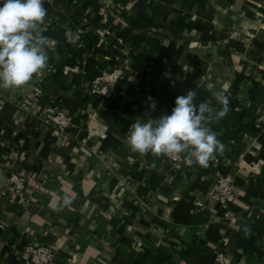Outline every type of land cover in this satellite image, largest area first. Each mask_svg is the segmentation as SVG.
<instances>
[{
	"label": "crops",
	"instance_id": "crops-1",
	"mask_svg": "<svg viewBox=\"0 0 264 264\" xmlns=\"http://www.w3.org/2000/svg\"><path fill=\"white\" fill-rule=\"evenodd\" d=\"M44 6L48 69L0 88V264H31V242L54 246L56 264H216L218 252L264 264V0ZM115 69L117 93L93 92L92 79ZM189 90L216 110L213 94L228 97V114L210 125L223 154L178 170L133 153L130 126L171 114ZM48 104L71 118L65 139L39 119ZM10 172L31 179L23 202L6 193ZM226 174L230 216L208 194ZM65 193L71 206L54 211Z\"/></svg>",
	"mask_w": 264,
	"mask_h": 264
},
{
	"label": "clouds",
	"instance_id": "clouds-1",
	"mask_svg": "<svg viewBox=\"0 0 264 264\" xmlns=\"http://www.w3.org/2000/svg\"><path fill=\"white\" fill-rule=\"evenodd\" d=\"M44 5L45 0H3L0 4V88L20 89L48 69L49 52L55 46L44 35L48 16ZM213 95L220 110L207 101L197 105L196 92L189 90L176 98L171 114L136 120L125 138L130 150L141 157H167L173 162L182 159L187 166L208 167L225 149L210 125L229 112L228 97L223 92ZM73 200L65 193L53 210L62 211Z\"/></svg>",
	"mask_w": 264,
	"mask_h": 264
},
{
	"label": "built area",
	"instance_id": "built-area-1",
	"mask_svg": "<svg viewBox=\"0 0 264 264\" xmlns=\"http://www.w3.org/2000/svg\"><path fill=\"white\" fill-rule=\"evenodd\" d=\"M121 71H103L99 76L92 79V91L101 94L105 98H111L117 93V83L120 80ZM35 91L40 93L39 88ZM40 121L47 126H53L57 130L60 139L66 138V131L71 127V118L68 113L56 104H48L43 108ZM176 169L183 168V160L173 162ZM31 179L20 175L17 172H10L5 183L6 193L10 198L17 201H24L27 189V182ZM209 196L224 205L225 216H230L228 206L235 200L236 183L232 175L226 174L219 176L211 185ZM29 256L31 264H56V250L54 246L41 243H27L24 249ZM216 264H235L224 252L216 255Z\"/></svg>",
	"mask_w": 264,
	"mask_h": 264
},
{
	"label": "water",
	"instance_id": "water-1",
	"mask_svg": "<svg viewBox=\"0 0 264 264\" xmlns=\"http://www.w3.org/2000/svg\"><path fill=\"white\" fill-rule=\"evenodd\" d=\"M4 185V182H0V186H3Z\"/></svg>",
	"mask_w": 264,
	"mask_h": 264
},
{
	"label": "trees",
	"instance_id": "trees-1",
	"mask_svg": "<svg viewBox=\"0 0 264 264\" xmlns=\"http://www.w3.org/2000/svg\"><path fill=\"white\" fill-rule=\"evenodd\" d=\"M192 222L194 221V219L191 220ZM200 221H203V219L200 218Z\"/></svg>",
	"mask_w": 264,
	"mask_h": 264
}]
</instances>
